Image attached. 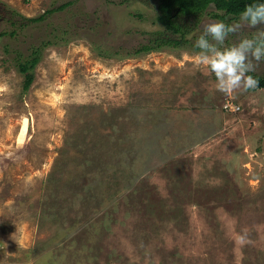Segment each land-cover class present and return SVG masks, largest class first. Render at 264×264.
Returning <instances> with one entry per match:
<instances>
[{
	"label": "rangeland",
	"instance_id": "obj_1",
	"mask_svg": "<svg viewBox=\"0 0 264 264\" xmlns=\"http://www.w3.org/2000/svg\"><path fill=\"white\" fill-rule=\"evenodd\" d=\"M0 1L35 18L66 0ZM155 5L81 1L26 92L16 50L57 24L1 37L0 264H264V88L216 91L190 47L112 56L164 30Z\"/></svg>",
	"mask_w": 264,
	"mask_h": 264
},
{
	"label": "trees",
	"instance_id": "obj_2",
	"mask_svg": "<svg viewBox=\"0 0 264 264\" xmlns=\"http://www.w3.org/2000/svg\"><path fill=\"white\" fill-rule=\"evenodd\" d=\"M81 1L83 0H66L59 6L49 9L43 15L35 18H28L21 15L17 11L10 9L7 4L0 1V17L7 14L9 17L14 18L11 20L13 27H18L17 23H20V29H12L9 32L0 33V40L1 37L4 36L17 39L20 30L31 24L46 23L47 21H49V25L57 24V27L53 26L54 29L51 27L52 31L50 34L53 35V39L39 40L38 45H30V53L28 56L16 50L15 68L20 74L24 75L23 92H26L34 81L35 68L42 60L44 49L58 43L59 40L67 41L69 38H66V36L69 35L71 30V28H69L71 26V21L75 17H83V15L88 16V14L83 12L80 8ZM151 1L156 3V9L159 12L157 21L164 27V30H157L152 32V34L150 33L151 37L148 39V42L134 48L132 52L128 51L125 53V48L118 47L114 51H111L112 56H137L163 48L183 49L190 47L194 50V38H190L189 35L199 26V22L204 14H209L215 19H221L229 23L238 17L239 13L246 5L264 2V0H150V2ZM210 8L211 10L208 11ZM96 12L97 11L94 13ZM6 49L8 50V47H6ZM253 75L260 81V86L257 89L264 88V76L257 73H253Z\"/></svg>",
	"mask_w": 264,
	"mask_h": 264
},
{
	"label": "clouds",
	"instance_id": "obj_3",
	"mask_svg": "<svg viewBox=\"0 0 264 264\" xmlns=\"http://www.w3.org/2000/svg\"><path fill=\"white\" fill-rule=\"evenodd\" d=\"M230 37L235 39L229 44ZM193 49L190 58L196 67L214 76L216 91L235 97L257 89L260 81L253 73L264 66V2L246 5L232 23L210 21L201 25ZM235 239L240 245L250 243L247 229Z\"/></svg>",
	"mask_w": 264,
	"mask_h": 264
},
{
	"label": "built area",
	"instance_id": "obj_4",
	"mask_svg": "<svg viewBox=\"0 0 264 264\" xmlns=\"http://www.w3.org/2000/svg\"><path fill=\"white\" fill-rule=\"evenodd\" d=\"M225 108H226V109H230L229 105H227V104L225 105ZM238 108H239V107H238Z\"/></svg>",
	"mask_w": 264,
	"mask_h": 264
}]
</instances>
